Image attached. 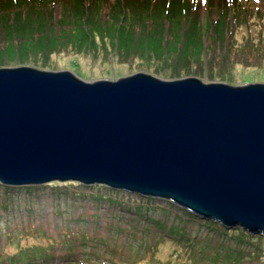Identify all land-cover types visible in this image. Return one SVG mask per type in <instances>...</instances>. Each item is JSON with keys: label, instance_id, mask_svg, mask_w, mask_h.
<instances>
[{"label": "water", "instance_id": "95a60500", "mask_svg": "<svg viewBox=\"0 0 264 264\" xmlns=\"http://www.w3.org/2000/svg\"><path fill=\"white\" fill-rule=\"evenodd\" d=\"M101 184L264 234V81L0 66V183Z\"/></svg>", "mask_w": 264, "mask_h": 264}, {"label": "rangeland", "instance_id": "374dc122", "mask_svg": "<svg viewBox=\"0 0 264 264\" xmlns=\"http://www.w3.org/2000/svg\"><path fill=\"white\" fill-rule=\"evenodd\" d=\"M179 1L191 11L193 24L195 21L197 26V20H201L212 28L220 17L224 19L229 6V0H211L208 6L190 0L197 4L192 9L189 0H131V5L124 6L122 0H100L103 5L98 15L96 5L89 10L98 28L92 26L88 34L76 26L75 35L72 32L69 42L63 40L62 45L55 38H61L63 30L70 27L62 19V4H55L51 10V27L39 26L31 31L36 42L25 37L29 33L10 35L6 22L1 23L0 11V49L10 43L18 49L23 41L26 45L27 41L38 43L39 49L27 45L28 59L23 64L37 63V67L53 70L70 68L89 79L115 78L142 70L167 78L196 75L205 81L232 84L264 81V16L257 12V5L247 3L240 9L232 6L238 19L234 20L231 11L230 21L223 27L225 34L219 37L210 29L204 45L198 48L197 36L185 31L191 26L187 18L178 23L176 17L162 12L165 2L169 8L173 2L177 9ZM67 2L63 0L64 5ZM261 3L264 7V0ZM121 6L124 10L119 9ZM25 14L21 21L29 19ZM17 30L15 27L12 31ZM35 30L41 33L35 35ZM187 42L189 48L185 47ZM17 65L14 60L7 66ZM245 231L240 226L226 228L166 199L104 185L69 180L18 187L0 183V264L17 260L25 263L20 255L45 247L58 254V262L64 261L66 254L74 259L75 252H84L90 253L92 264H166L177 254L181 258L178 264H264V234L248 232L247 236ZM68 243L75 248H68ZM107 245L117 249L112 261L102 257Z\"/></svg>", "mask_w": 264, "mask_h": 264}, {"label": "trees", "instance_id": "16d2710c", "mask_svg": "<svg viewBox=\"0 0 264 264\" xmlns=\"http://www.w3.org/2000/svg\"><path fill=\"white\" fill-rule=\"evenodd\" d=\"M46 1L47 0H0V9H1L0 11H2L1 15L3 16L1 23L6 22L5 25L9 27L10 35H12V36L16 35V34L24 35L25 33L26 34L29 33L25 37L30 36V38H34L35 42H36L37 39H36V37H33V35H32L33 32H31V31L34 28H37L39 26L40 27H47V26L51 27V23L49 22V20L51 21V19L53 18V14H52L51 10L53 7H55L54 6L55 3L57 4V2L60 1L58 3H62L63 7H64V11H63L64 16L62 19L66 22V24H70V27L68 29L65 28L63 30V34H62L61 38H59V39L55 38V40L58 41L59 45H62L63 40L65 42H69V40L72 36V32H73V35H75L74 32L76 30V26H78V28L82 27V30L88 34L91 33L90 28L92 30V26H95L96 28H98L97 23L94 25V22L91 19V18H93L92 16H94V15L91 14L89 10H90V7L92 4L96 5L95 11H97V15H98V8H101V6L103 5V3L100 4V0H68L67 4H65V5L63 3V0H55L54 5L52 4L53 2H51V1L46 2ZM210 3H211V0H210ZM210 3H209V5H210ZM236 3H237V6L239 8L244 3H246V4L247 3H254V1L249 0V2H248V1H244V0H236ZM122 4H123V6L126 4L131 5V0H126V1L122 0ZM166 4H167V2H165L164 7L162 9V12L165 13V15H169L172 18L176 17V20L178 23L184 22V19L187 18V21L189 22V24H191V26L188 30H185V31H186V33H193L194 36L195 35L197 36L198 43H196V44H197L198 48H201L204 45V37H205L207 31H209L210 29H214L215 32L217 31L219 37H221L223 32L225 34L223 27L228 22V15H229V11H228L229 8L228 7H227L228 10L224 12V15H223L224 19H222L220 17V19H218L216 21L215 26H213L214 28H212V25L210 26V24H208V27H206L207 23L202 22L201 20H197L198 21L197 26H196L195 21L193 24L192 23L193 20H191V18H190L192 16L191 11L189 9L185 8L184 5H181L180 1L178 2V7H176L177 9L174 8L173 2H172V5L170 4L171 8H169V6H166ZM188 5L191 8V5L190 4H188ZM121 8L123 9L124 7L121 6L119 9L121 10ZM145 8L148 9V7H145ZM145 8H143V9H145ZM153 9H155V8H153ZM157 10H158V8L156 9V11ZM12 11H14V12H12ZM24 11H26V14H25L26 17L28 16L29 19L35 18L34 21H30L28 18L25 21H21V20H24L23 19ZM244 11H245V9H243L241 12L243 13ZM3 12H6V13H3ZM249 12L251 14V11H249ZM257 12L264 16V9H261L260 7H258ZM7 15H8V17H7ZM234 16L236 17V19H238L237 11H234ZM72 17L74 19H70ZM226 18H227V20H226ZM10 20H12V22H9ZM15 27L18 28V30L16 32L12 31ZM235 29H236V25L234 24L233 29H232V35L235 34ZM37 32H40V31L35 30V35L37 34ZM215 32H214V35H215ZM37 36H38V38L41 37V35H37ZM47 37L48 36H46V38ZM58 43H57V45H58ZM21 45L22 46L18 49L17 45H15L14 43H10L6 49H0V66L9 65L14 60L17 61V64L23 65V63L25 61H27V59H28V52L29 51H28L27 45L30 46L32 49H39L41 47V45H38V43L34 44V43H30L28 41H27V45L25 44V41H23V43ZM189 45H190V42H187L185 44V47L189 48ZM185 50H187V49H185ZM5 53H9V57L5 56ZM16 54H18V55H16ZM44 64H46V62H42L41 66H45ZM28 65H30V64H28ZM36 65H38V64L36 63ZM36 65H33V66H36ZM11 187H18V186H11ZM143 206H144L143 204H140V207H143ZM248 232H246L247 234L245 233L247 236L249 235ZM256 234H261V233H256ZM181 237H182V235H181ZM85 240H86V237H85ZM105 243H107V242H105ZM66 246L68 248H71V250H73L75 248V247L72 248L71 244H69V243L66 244ZM104 248H105V252H106L104 254V256H102L100 254V252L103 251L102 249H101V251L97 250L99 252V257L102 256V257L106 258V261L107 260L112 261V259L114 258L115 254L117 252V249H110L109 245L105 246ZM75 253L74 254L77 256L74 259L69 258L70 254H66V255H64L65 260L63 261L61 259L60 262H62V261L63 262L60 263L56 260V256H58V254L54 255L53 251L49 252L47 250V247H45V248H42V251L31 250L29 252H25L24 254L20 255V259L24 258L25 263H22L20 260L19 261L17 260V261H14L13 264H33V262H35V264H58V263H60V264H92L90 262V260H92V258L89 257L90 253L89 254L84 253V252H75ZM31 258H34V259L31 260ZM38 258H42V259L39 260ZM52 259H54V260L52 261ZM173 259L171 261L167 262L166 264H178L179 261H177V259L181 260V258H179V256H178V254L176 255V257H173ZM215 261H216V259H215ZM191 264H193V263H191Z\"/></svg>", "mask_w": 264, "mask_h": 264}]
</instances>
